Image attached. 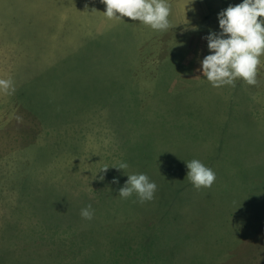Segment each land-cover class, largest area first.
Masks as SVG:
<instances>
[{
  "label": "rangeland",
  "instance_id": "374dc122",
  "mask_svg": "<svg viewBox=\"0 0 264 264\" xmlns=\"http://www.w3.org/2000/svg\"><path fill=\"white\" fill-rule=\"evenodd\" d=\"M26 1L0 16V264H264V56L255 86L198 71L243 0H168L166 32L101 0ZM139 173L154 200L120 198Z\"/></svg>",
  "mask_w": 264,
  "mask_h": 264
},
{
  "label": "clouds",
  "instance_id": "9594fccd",
  "mask_svg": "<svg viewBox=\"0 0 264 264\" xmlns=\"http://www.w3.org/2000/svg\"><path fill=\"white\" fill-rule=\"evenodd\" d=\"M106 5L103 12L109 19L129 18L149 26L152 30L166 32L172 25L171 7L168 0H101ZM264 0H243L229 6L218 15L220 31H211L206 37L210 54L200 61L203 78L214 88L235 86L238 79L247 85L258 84L257 75L264 56ZM0 92L12 94L15 86L11 79L0 78ZM187 180L200 190L210 188L216 181V174L198 159L186 162ZM122 162L117 169H127ZM106 168L103 171H107ZM119 190V197L135 195L140 203L153 201L157 184L147 174H130ZM118 183V180H114ZM84 219L91 220L94 209L89 204L81 210Z\"/></svg>",
  "mask_w": 264,
  "mask_h": 264
},
{
  "label": "trees",
  "instance_id": "16d2710c",
  "mask_svg": "<svg viewBox=\"0 0 264 264\" xmlns=\"http://www.w3.org/2000/svg\"><path fill=\"white\" fill-rule=\"evenodd\" d=\"M21 2V4L23 3V4H26L27 3V1L26 0H0V13H2V14H0V16L2 17V15H5V13H8V14H12V15H15L17 12H18V10H16V9H14L16 6L18 7L19 6V3ZM6 3H9V5H8V7H6L7 6V4ZM63 7H66V5H63ZM67 13V12H66ZM71 16H72V14H71ZM168 52V51H167ZM162 57H166L167 59L168 58H170L171 56H169V55H166V54H162L161 55ZM165 58V59H166ZM167 65H169L170 66V68H169V72L171 73V72H175L178 68L180 69L181 68V65H180V60H179V57H175V59H174V61H171V62H166V66ZM166 77H168V74H167V72H166ZM160 81H162V79L160 80ZM161 91V89L160 88H158V92H157V94H156V96L158 95V93ZM153 100H155L154 99V96L150 99V101H153ZM149 101V102H150ZM191 104V103H190ZM192 105V104H191ZM191 111H188L187 112V115H189V116H191L192 118H194V114L196 115V113H193V114H191L190 113ZM201 117H199L198 116V119H200ZM199 132H201L202 134H204L206 137L208 136V135H210V134H212L211 132H209V131H204L203 132V129L201 130V131H199ZM208 138V137H207Z\"/></svg>",
  "mask_w": 264,
  "mask_h": 264
}]
</instances>
